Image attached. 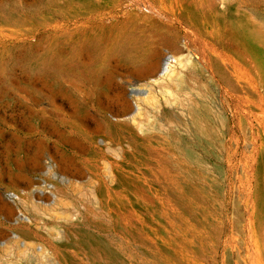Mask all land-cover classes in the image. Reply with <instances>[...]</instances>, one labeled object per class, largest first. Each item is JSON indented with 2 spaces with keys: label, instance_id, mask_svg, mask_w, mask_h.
Segmentation results:
<instances>
[{
  "label": "rangeland",
  "instance_id": "obj_1",
  "mask_svg": "<svg viewBox=\"0 0 264 264\" xmlns=\"http://www.w3.org/2000/svg\"><path fill=\"white\" fill-rule=\"evenodd\" d=\"M0 264H264V0H0Z\"/></svg>",
  "mask_w": 264,
  "mask_h": 264
},
{
  "label": "water",
  "instance_id": "obj_2",
  "mask_svg": "<svg viewBox=\"0 0 264 264\" xmlns=\"http://www.w3.org/2000/svg\"><path fill=\"white\" fill-rule=\"evenodd\" d=\"M181 42H184V39H181ZM170 56H171L170 54H166L164 56L163 60L164 61L168 60L170 58ZM135 67H136L135 71H136L138 76H135L132 79V81L130 83H128L126 80H124L126 78V76L123 75V77H122L123 84H125V85H127V84L128 85H136L137 83H139V82H141L143 80L147 81L148 79L152 78L153 74H151L149 72L148 73L145 72V65L144 64H138ZM136 92H137V90L135 88H129L127 90V95L130 96L131 94L136 93ZM10 196L11 195L8 194L7 198L10 197Z\"/></svg>",
  "mask_w": 264,
  "mask_h": 264
},
{
  "label": "bare ground",
  "instance_id": "obj_3",
  "mask_svg": "<svg viewBox=\"0 0 264 264\" xmlns=\"http://www.w3.org/2000/svg\"><path fill=\"white\" fill-rule=\"evenodd\" d=\"M157 67H158V64L157 63H155V64H153L152 65V68L154 69V70H156L157 69ZM169 69V67H167V69L166 70H168Z\"/></svg>",
  "mask_w": 264,
  "mask_h": 264
}]
</instances>
